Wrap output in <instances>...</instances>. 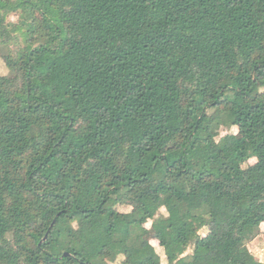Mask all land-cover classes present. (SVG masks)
Masks as SVG:
<instances>
[{
    "label": "trees",
    "instance_id": "16d2710c",
    "mask_svg": "<svg viewBox=\"0 0 264 264\" xmlns=\"http://www.w3.org/2000/svg\"><path fill=\"white\" fill-rule=\"evenodd\" d=\"M0 59V264H261L264 0H0Z\"/></svg>",
    "mask_w": 264,
    "mask_h": 264
},
{
    "label": "clouds",
    "instance_id": "9594fccd",
    "mask_svg": "<svg viewBox=\"0 0 264 264\" xmlns=\"http://www.w3.org/2000/svg\"><path fill=\"white\" fill-rule=\"evenodd\" d=\"M9 19H12L13 22L15 21V18H12L10 17ZM8 74V69L3 66V65H0V76H6ZM259 92H264V87H261L258 89ZM239 133V129L236 127V126H233L231 129H230V134L231 135H238ZM229 132H226V131H219L217 136H215L213 139L219 143L220 140H222L226 135H228ZM258 158L255 157V156H251L249 157L246 161H242L241 162V169L242 170H246L248 167H251V166H254L256 163H258ZM130 211V209H129ZM160 212L161 213H165L166 212V209L164 207H161L160 209ZM151 224H152V221L151 220H148L144 227L146 229H150L151 228ZM73 227H75V221H73ZM261 227H264V224L261 225ZM149 244L150 246H152L158 255H160V264H167V260H166V257L163 255V249L159 248L157 246V242H154V241H149ZM187 253H184V255H186ZM125 259V257L123 255H117L116 258H115V261L111 260V259H108V258H105V264H121V262ZM261 264H264V259L261 260Z\"/></svg>",
    "mask_w": 264,
    "mask_h": 264
},
{
    "label": "rangeland",
    "instance_id": "374dc122",
    "mask_svg": "<svg viewBox=\"0 0 264 264\" xmlns=\"http://www.w3.org/2000/svg\"><path fill=\"white\" fill-rule=\"evenodd\" d=\"M10 17L15 18V21L13 22L12 19H9V22H12V23H18V20H19L18 15H11ZM18 46H19V45H17V44H12V46H11V50H16ZM0 65L5 66V64H4V62H3L2 59H0ZM5 67H6V66H5ZM8 74H9V72H8ZM8 74H7V75H8ZM261 87H263L262 84H261ZM230 129H231V128H224V127H222V128L219 129V131L223 130V131L229 132V134H230ZM236 136H238V137H242V136H243V133L239 130V133H238V135H236ZM129 209H130V208L122 207V208H120V211H122V212H130L131 209H130V211H129ZM161 214H162V215H165V213H161ZM151 226H152V224H151ZM149 230H150V233H149V235H148L147 238H148L150 241L157 242V241L154 239V237H153V230H152V227H151ZM197 231H198L201 235H206V234H207V229L205 228V225H203V224L197 227ZM263 232H264V227H261V232H260L259 236L256 238V240H254L252 243H250V244L246 247V251H247V252H250V253L253 255V257L255 258V260H257V261H261L262 259H264V237H263ZM157 246H158L159 248H161V247L159 246V243H158V242H157ZM161 249H162V248H161ZM190 253H192V248H190V249L188 250V252H187V254H190ZM163 255H164V253H163Z\"/></svg>",
    "mask_w": 264,
    "mask_h": 264
}]
</instances>
